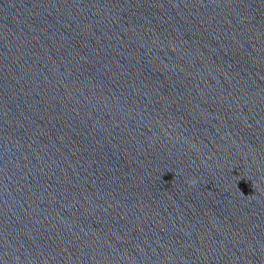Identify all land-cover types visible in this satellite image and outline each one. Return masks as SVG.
<instances>
[{
	"label": "water",
	"instance_id": "95a60500",
	"mask_svg": "<svg viewBox=\"0 0 264 264\" xmlns=\"http://www.w3.org/2000/svg\"><path fill=\"white\" fill-rule=\"evenodd\" d=\"M0 264H264V0H0Z\"/></svg>",
	"mask_w": 264,
	"mask_h": 264
}]
</instances>
